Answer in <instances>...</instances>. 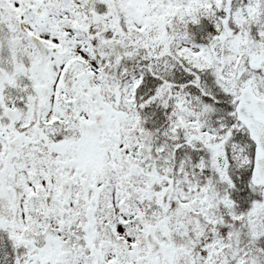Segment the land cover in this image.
Returning a JSON list of instances; mask_svg holds the SVG:
<instances>
[{
    "label": "snow or ice",
    "instance_id": "6c2138e0",
    "mask_svg": "<svg viewBox=\"0 0 264 264\" xmlns=\"http://www.w3.org/2000/svg\"><path fill=\"white\" fill-rule=\"evenodd\" d=\"M0 264H264V0H0Z\"/></svg>",
    "mask_w": 264,
    "mask_h": 264
}]
</instances>
